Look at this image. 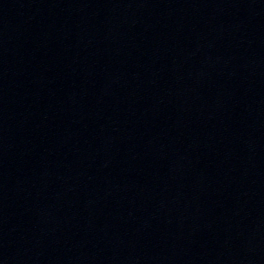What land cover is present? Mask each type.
Listing matches in <instances>:
<instances>
[{"label": "water", "instance_id": "95a60500", "mask_svg": "<svg viewBox=\"0 0 264 264\" xmlns=\"http://www.w3.org/2000/svg\"><path fill=\"white\" fill-rule=\"evenodd\" d=\"M0 264H264V0H0Z\"/></svg>", "mask_w": 264, "mask_h": 264}]
</instances>
